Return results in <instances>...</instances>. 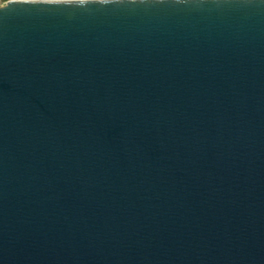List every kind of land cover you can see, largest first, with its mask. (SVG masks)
<instances>
[{
    "label": "water",
    "instance_id": "water-1",
    "mask_svg": "<svg viewBox=\"0 0 264 264\" xmlns=\"http://www.w3.org/2000/svg\"><path fill=\"white\" fill-rule=\"evenodd\" d=\"M0 264H264V0L0 6Z\"/></svg>",
    "mask_w": 264,
    "mask_h": 264
},
{
    "label": "rangeland",
    "instance_id": "rangeland-1",
    "mask_svg": "<svg viewBox=\"0 0 264 264\" xmlns=\"http://www.w3.org/2000/svg\"><path fill=\"white\" fill-rule=\"evenodd\" d=\"M7 0H0V6H3Z\"/></svg>",
    "mask_w": 264,
    "mask_h": 264
}]
</instances>
